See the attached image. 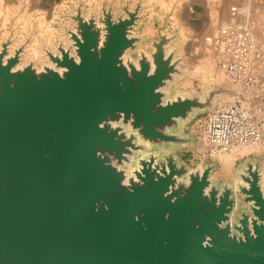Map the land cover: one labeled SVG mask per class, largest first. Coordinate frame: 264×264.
Segmentation results:
<instances>
[{
  "label": "water",
  "instance_id": "obj_1",
  "mask_svg": "<svg viewBox=\"0 0 264 264\" xmlns=\"http://www.w3.org/2000/svg\"><path fill=\"white\" fill-rule=\"evenodd\" d=\"M121 9L79 5L71 46L45 50L41 69L2 45L0 264H264V166L248 160L220 188L215 164L149 152L193 148L183 126L231 92L172 96L184 76L173 39L159 33L148 55L140 4Z\"/></svg>",
  "mask_w": 264,
  "mask_h": 264
},
{
  "label": "crops",
  "instance_id": "obj_2",
  "mask_svg": "<svg viewBox=\"0 0 264 264\" xmlns=\"http://www.w3.org/2000/svg\"><path fill=\"white\" fill-rule=\"evenodd\" d=\"M79 2L86 3L90 8L103 2L106 3L107 8L112 7L114 10L126 6H129V9H135L140 4L141 19L137 23V37L143 41L138 48L148 55L154 52L151 44L159 40L158 35L161 33L173 39L169 49L178 50V56H189V51L194 48L193 42L204 40L205 43L207 35L231 20V9L235 6L248 5L254 12L264 14V0H0V9L13 10L11 15L1 14L0 24L12 23L27 32L40 33L38 36H41L42 40H46L42 33L45 36H53L54 40H62L65 34L62 27L71 24L69 17ZM115 14L119 16L122 13L117 11ZM205 46L207 47L206 43ZM201 79L208 83L203 76ZM188 85L185 79L178 78L174 91L185 95ZM203 88L208 87L203 86ZM220 101H222L221 98ZM208 113L194 115L183 126V135H193L195 131L191 129L189 131V127L191 126L192 129L196 127L195 123L200 119H203L205 123ZM182 151L184 154L181 159L187 164L184 158L187 157L186 153L191 155L193 149L188 148ZM240 153L241 150H235L232 155ZM194 159H196L195 154Z\"/></svg>",
  "mask_w": 264,
  "mask_h": 264
},
{
  "label": "built area",
  "instance_id": "obj_3",
  "mask_svg": "<svg viewBox=\"0 0 264 264\" xmlns=\"http://www.w3.org/2000/svg\"><path fill=\"white\" fill-rule=\"evenodd\" d=\"M205 37L216 67L233 86L230 101L207 115L202 141L209 158L249 149L264 153V14L248 5Z\"/></svg>",
  "mask_w": 264,
  "mask_h": 264
},
{
  "label": "rangeland",
  "instance_id": "obj_4",
  "mask_svg": "<svg viewBox=\"0 0 264 264\" xmlns=\"http://www.w3.org/2000/svg\"><path fill=\"white\" fill-rule=\"evenodd\" d=\"M79 5H81V7L83 8L82 14L85 17H88L91 13H95L96 17L102 15L101 8L103 2L98 3L93 8H90V6L84 2H79L76 9ZM75 10H73V13H75ZM129 10L132 11V9ZM12 11L13 10L0 9V16L2 13L11 15ZM114 11H119L120 13H122L121 15H124V11L122 9H116L113 10V12ZM116 12H114V14ZM116 17L117 15L115 14V18ZM69 23L71 24L66 27H62V30L65 33L62 36V40H54L53 36H45L43 35L44 33H42L41 35L43 37H46V40H42L41 36H38L40 35V33L27 32L22 28H17L18 26H14L12 23H9L7 25L0 24V51L2 49V45L9 40L11 41L9 47L11 56L15 54V50L25 46L24 53L21 56L23 62L22 64L27 65L34 62L35 67L41 69L42 66L50 65L51 63L46 56L45 50L51 51L53 54H56L58 53L57 47L59 46V43H62L65 48L71 46L72 41L69 40V35L67 34V32L68 30H73L75 23H73L72 21ZM24 27L25 26H23V28ZM47 27L49 26L47 25ZM193 45L194 48L193 50L189 51V56H178V59H184L183 63L181 64L184 71V76L180 77V79H185L189 84L186 87L187 92H185V95H192L194 93H202L205 91L209 92L217 87L222 86V88H226L231 93L223 94L218 98L217 103L220 104L230 101L234 93L233 86L217 69L215 60H213L214 57L212 52L205 46L204 40L197 41L195 43L193 42ZM73 50L74 49L72 48V53L75 54ZM128 57L134 61H137V52H129ZM202 76L206 78V80H208V83H205L206 81L201 79ZM176 83L171 85L170 87L172 96L177 93V91H174ZM203 86H207L208 88H203ZM220 98L222 99V101H220ZM195 124L196 127H194L193 129L191 128V126L189 127V131L190 129L195 131L193 135H189V137L195 140V144L192 148L194 153L192 152L191 155H188V153H186L187 157L184 158L185 160H187L186 165L191 169V171L202 170L210 164H215L216 168L214 169L211 176L213 177L215 184L220 188L225 184L236 187V183L239 181L238 174L248 160H252L255 163H259L261 166H264V153H251L252 151H250L249 149L247 151L241 152L240 154H237L236 157L232 159L230 158V156H232V153L221 155L215 159L209 158L202 141L204 120H197ZM186 136H188V134H186ZM186 149H188V147L181 148V150L152 149L149 152L153 155L159 156L160 158L174 154L181 162H183L181 157L184 152L182 150ZM194 154L196 155V159L193 160ZM126 169L128 170L130 175H132L133 172L137 169V154L134 158L131 159V163L126 167ZM239 206H243L241 200ZM239 212L240 211L238 210V213Z\"/></svg>",
  "mask_w": 264,
  "mask_h": 264
},
{
  "label": "bare ground",
  "instance_id": "obj_5",
  "mask_svg": "<svg viewBox=\"0 0 264 264\" xmlns=\"http://www.w3.org/2000/svg\"><path fill=\"white\" fill-rule=\"evenodd\" d=\"M167 3V2H166ZM5 4V3H4ZM164 5V4H163ZM10 12V11H9ZM181 23V22H180ZM180 25V24H179ZM181 26V25H180ZM101 44L99 45V46H101L102 45V41L100 42ZM11 55V54H10ZM13 56V55H12ZM21 70H23V66H18V67H16V69H13V72H19V71H21ZM42 71L41 70H39L38 72H37V74L38 73H41ZM65 72V71H64ZM63 72V70H59V73L60 74H63L64 73ZM248 149H243V150H241V152H244V151H247ZM236 155L237 154H234V155H232V156H230V158L232 159V158H235L236 157ZM229 159V158H228Z\"/></svg>",
  "mask_w": 264,
  "mask_h": 264
}]
</instances>
